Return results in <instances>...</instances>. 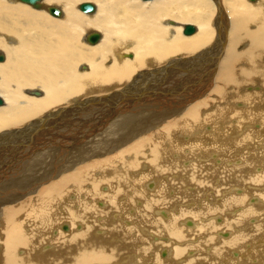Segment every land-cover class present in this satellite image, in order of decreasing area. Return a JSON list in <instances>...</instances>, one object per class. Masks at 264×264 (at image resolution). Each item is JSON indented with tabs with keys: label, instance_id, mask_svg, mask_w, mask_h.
Listing matches in <instances>:
<instances>
[{
	"label": "bare ground",
	"instance_id": "6f19581e",
	"mask_svg": "<svg viewBox=\"0 0 264 264\" xmlns=\"http://www.w3.org/2000/svg\"><path fill=\"white\" fill-rule=\"evenodd\" d=\"M84 1L93 13L79 12ZM224 1L41 0L33 11L0 0V264H248L227 256L248 243V260L264 259V226L252 220L264 204L235 192L264 199V170L254 171L264 153L226 164L258 139L246 125L264 129V90L243 91L264 87V0ZM186 23L195 33L181 35ZM211 78L210 93L187 104ZM232 174L244 185L228 184ZM195 233L203 248L188 243Z\"/></svg>",
	"mask_w": 264,
	"mask_h": 264
},
{
	"label": "rangeland",
	"instance_id": "374dc122",
	"mask_svg": "<svg viewBox=\"0 0 264 264\" xmlns=\"http://www.w3.org/2000/svg\"><path fill=\"white\" fill-rule=\"evenodd\" d=\"M7 3H9V4H21L20 2H18L17 3V1H14V2H16V3H12V2H10V0H5ZM139 1H141V0H139ZM93 2V1H92ZM224 0H222V2H221V4L223 3L224 4ZM249 2V1H248ZM251 3V2H250ZM23 5H26V6H28L29 7V5H27V4H24V3H22ZM59 6H62V5H59ZM31 10H33V11H35V9H33L32 7H29ZM215 10H217V7L215 8ZM38 12H40V11H38ZM80 12V11H79ZM46 15H48V14H46ZM85 15V14H84ZM217 13H215L214 14V18L213 19H215V18H217ZM57 19V18H56ZM215 25V24H214ZM91 30H94V29H91ZM181 35H182V31H181ZM6 40V39H5ZM15 41H16V38H15ZM16 44H17V41H16ZM89 44V43H88ZM241 51V50H240ZM126 53H131V54H133L134 52L133 51H129V52H126ZM3 54H5V52L3 51ZM195 69V68H194ZM192 70V73H190V75L191 76H194V80H196L197 79V77H196V74H198V72L200 71V69L201 68H199V67H197L195 70ZM196 70H197V73H196ZM184 78L186 79L187 78V76H184ZM200 79V78H199ZM193 79L192 80H188V82H192V81H194ZM212 80V81H211ZM212 82V83H211ZM209 83V84H208ZM212 85H211V84ZM192 84H195V81L194 82H192ZM204 84H208V88L206 89V90H204V91H199V93L198 92H194L195 91V89H193V91L192 92H190V94L192 95V94H194V95H192L193 97H191L189 100H190V102H188L187 104H189L190 103V105H192V104H195V102H198L199 100H202L203 99V97H205V96H207L209 93H210V91H211V89H210V87H213V78H211V79H209L206 83H204ZM248 85H250V86H247V87H244L243 88V91L244 92H248V93H258V92H263V90H264V87L263 86H260V84L259 83H257V81H255V82H251V83H249ZM33 90H38V88H34ZM207 90H208V92H207ZM258 91V92H257ZM194 92V93H193ZM109 95V94H108ZM197 96V97H196ZM176 98H178V96H175ZM183 97H185L186 98V95H182V96H179V100L178 101H185V100H182V98ZM189 98V97H188ZM212 99L214 100L215 98L214 97H212ZM236 101H243V100H236ZM242 103V102H241ZM241 103H239V102H237L236 104H235V106L237 107V108H239V109H241L242 107H243V105L241 104ZM244 104V103H243ZM241 107V108H240ZM178 110H176V111H174V112H172L170 115L168 114V116H171V115H177V114H179L180 112H182V111H179V110H181L180 108H177ZM128 112H132V109H131V111H128ZM167 118H169V117H167ZM160 122H162V121H160ZM158 120H156L154 123H152L151 124V126H148V128L149 129H154V128H160L161 127V123H160ZM233 121L231 120V121H228L227 122V124H232L233 125V129H235L238 125H234V123L235 122H233ZM209 125H207L206 127H205V130L206 131H209V129L207 128ZM247 127V129H246V131L248 130V129H257V130H259V136H258V139H256L254 142H253V145L252 146H250V148H249V146L247 147V146H245L246 147V149H245V147L243 146L242 147V149H241V152H239V151H237V150H235L236 148H232V150H231V152L230 153H228V155L230 156V159L227 161V163L226 164H228L229 166L230 165H242V163H244V160H246L245 159V157L246 156H248V155H250L249 153H250V151H254L255 150V153H257V152H263L264 153V129H263V131H262V129H261V127L260 128H258L257 127V125H246ZM248 126H249V128H248ZM261 130V131H260ZM201 131V130H200ZM236 131V132H235ZM153 132V131H152ZM234 135H233V137L234 136H236V135H241L243 132L241 131V130H234ZM260 137V138H259ZM262 142V143H261ZM256 146V147H255ZM254 147V148H253ZM235 150V151H234ZM248 151V152H247ZM233 153V154H232ZM227 154V153H226ZM231 154V155H230ZM20 155V154H19ZM18 155V156H19ZM214 155H216L215 153H214ZM211 158H214V156H211ZM14 160H16V158L14 159ZM49 161V160H48ZM218 161H220V159H218ZM222 162V161H221ZM233 162V163H232ZM48 166L47 167H49V163L47 164ZM43 167H45V165H43ZM262 169L264 170V167H262L261 165H258V167L257 168H255V172H260V171H262ZM232 175L234 176V177H232ZM231 176H229L227 179H225V181L226 182H228V184L230 183H232V184H243L244 185V180H242V176H240L239 174H232ZM238 178V179H237ZM162 179V177H153V179H150V182H156L157 184H159V181ZM163 179H166V176L163 178ZM230 179H231V182H229L230 181ZM157 180V181H156ZM243 181V182H242ZM150 182H145V187H146V189L148 190V191H151L152 190V188H153V184L152 185H150V186H148V184L150 183ZM105 185V184H104ZM104 187H108V186H104ZM104 187H101V190L104 192L105 191V189H104ZM232 188H230V190H228V191H226L227 193H229V191H230V193H237V195H241V194H243V193H245V195H249V200L251 201V204H256V206H261V203H263L264 204V199L263 198H261L258 194H256V195H254V192L252 191L253 189H250V190H248L249 192H243V191H245V190H242V189H232V190H235V192H232V190H231ZM240 190H242V192H240ZM256 191H259V192H264V188H262L261 190L260 189H255ZM263 190V191H262ZM170 191V190H169ZM250 191H251V193H250ZM250 193V194H249ZM223 194H225V192L223 193ZM222 194V195H223ZM251 194H253V195H251ZM221 195V196H222ZM251 195V196H250ZM168 196H171V193L168 195ZM257 197H259V201L258 202H256V198ZM219 199H221V197H217V198H215V199H213L212 201H213V203H215V204H217V203H219L218 201H220ZM76 200V199H75ZM222 200V199H221ZM261 200H262V202H261ZM254 203H253V202ZM100 202H103L104 204H105V202H104V200H97V201H95V204H96V206L99 208V209H101L100 207L102 206V204L100 203ZM191 206H195V204H193V203H191ZM241 208H246V206H243V207H241ZM131 212L134 210V209H129ZM236 210V209H235ZM235 210H233V211H231V210H229V212H227V214H225L224 216L223 215H219V216H217V217H215L216 218V220H215V218H214V222L217 224V225H220V222L221 221H223V219L225 218V217H232L233 216V212L235 211ZM243 210V209H242ZM241 210V211H242ZM157 213H158V215L160 216V217H163L160 213H161V211L159 210H157ZM231 214H232V216H231ZM229 215V216H228ZM219 217V218H218ZM259 216H257V217H255V219H252V220H256L255 221V223H258L259 221L261 222V224L263 223V226H264V215L262 216V217H259ZM164 218V217H163ZM211 220V219H210ZM121 221H122V219H121ZM124 221V220H123ZM184 221V220H183ZM197 222H200L198 219L196 220ZM124 222H126V221H124ZM185 222V221H184ZM183 222V226L185 227V223ZM204 222V221H203ZM218 222V223H217ZM61 223H67V224H70L69 222H67V221H62ZM60 223V224H61ZM222 223V222H221ZM80 224V223H79ZM79 224H77V228H80V225ZM198 224V223H197ZM254 224V223H253ZM71 226V225H70ZM262 226V225H261ZM60 227V225L59 226H57L56 228H54L55 230H57V229H60V230H62V231H64L63 233H69V231H66V230H68L69 228L68 227H64V229H61V227ZM192 227H195V226H192ZM71 229H72V227H71ZM185 229L186 230H188V231H191V232H195L196 231V229H190V227H187V225H186V227H185ZM190 229V230H189ZM225 231H227L226 233H230L231 231H228V230H225ZM225 231H222V232H225ZM261 236H260V238H259V240H257V242H256V245H258L259 244V246H263L264 247V228L262 227L261 228ZM214 235H217V236H215V237H217V238H215V240L216 241H219V237H222L219 233H214ZM220 235V236H219ZM145 236L146 237H148L149 238V240H150V242H152L153 244H154V242H157L158 240H157V238H159V237H157L156 235H154V234H152V232H150V231H147L146 232V234H145ZM194 236H195V238H196V236H197V238L195 239L194 238ZM194 236H189L187 239H190L189 241H188V243H190V241H191V243H190V245H192L193 243L194 244H196V245H200V247L202 246V244H201V242H202V240H203V238L201 237L202 235L201 234H199V233H195V235ZM192 237H193V239H192ZM199 237V238H198ZM224 238V237H223ZM226 239V238H225ZM225 239H223V240H225ZM200 240V241H199ZM196 242H198V243H196ZM258 243V244H257ZM162 244V243H161ZM189 245V246H190ZM251 243H248L246 246H245V249L244 250H241V249H233L232 251H230V254L228 253L227 254V256L229 255L230 257L232 256V257H234V258H236V259H242V258H245L246 257V259H245V261L246 262H248V264L250 263L249 261H251V262H253L254 264H257L258 262H257V259L255 258H253V255L252 256H250V258L251 259H249L248 260V258H249V256H248V258H247V254L250 252V248H251ZM201 248H203V246L201 247ZM163 250H166V249H163ZM162 250V251H163ZM193 252H194V250H196V248L195 247H193L192 249H191ZM161 251V252H162ZM167 251H168V249H167ZM238 251V252H237ZM22 252V251H21ZM156 252H157V250H156ZM166 252V251H165ZM232 252H235V253H237V257H235V255L234 254H232ZM242 252V253H241ZM248 252V253H247ZM152 253L153 254H156L155 253V250L154 251H152ZM163 253L164 252H162L161 253V256H164L163 255ZM245 253V254H244ZM188 254H190L191 255V253L189 252ZM245 255V256H244ZM149 256H151V253L149 254ZM228 256V257H229ZM243 256V257H242ZM222 258H224V257H222ZM227 258V257H226ZM212 259H215V256H213V258ZM221 259V258H220ZM253 259V260H252ZM263 259V258H262ZM217 262V261H216ZM220 262V261H219ZM219 262H217L216 264H218ZM108 264H112V263H108ZM211 264H212V262H211ZM215 264V263H214ZM251 264V263H250ZM258 264H264V259L263 260H261Z\"/></svg>",
	"mask_w": 264,
	"mask_h": 264
},
{
	"label": "water",
	"instance_id": "95a60500",
	"mask_svg": "<svg viewBox=\"0 0 264 264\" xmlns=\"http://www.w3.org/2000/svg\"><path fill=\"white\" fill-rule=\"evenodd\" d=\"M16 1L27 4L33 9L42 8L41 0H16ZM142 1H150V0H142ZM77 8L79 11L83 13H93L96 9L95 4L89 1H84V2L79 3ZM46 9H47L48 14L51 15L52 17H60L62 14L61 9H59L56 6H48ZM195 31H196V27L193 24L186 23L183 25V28H182L183 35H191L195 33ZM99 38H100V34L98 32H90L86 35L85 41L91 45H94L95 43H97ZM4 59H5L4 54L0 53V61H4ZM35 94H37V92ZM3 104H4V100L0 96V105H3Z\"/></svg>",
	"mask_w": 264,
	"mask_h": 264
},
{
	"label": "flooded vegetation",
	"instance_id": "af4514ba",
	"mask_svg": "<svg viewBox=\"0 0 264 264\" xmlns=\"http://www.w3.org/2000/svg\"><path fill=\"white\" fill-rule=\"evenodd\" d=\"M162 257V256H161ZM100 261H94L92 262L91 264H94V263H99ZM104 263H107V262H104Z\"/></svg>",
	"mask_w": 264,
	"mask_h": 264
}]
</instances>
